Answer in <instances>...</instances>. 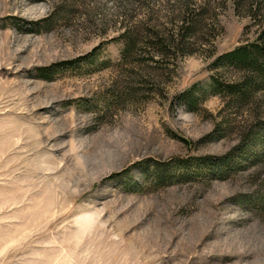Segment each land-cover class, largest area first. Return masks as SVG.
Wrapping results in <instances>:
<instances>
[{
    "label": "rangeland",
    "instance_id": "rangeland-1",
    "mask_svg": "<svg viewBox=\"0 0 264 264\" xmlns=\"http://www.w3.org/2000/svg\"><path fill=\"white\" fill-rule=\"evenodd\" d=\"M263 26L264 0H0V264H264V156L233 150L264 94L207 95L195 112L178 100L237 80L211 64ZM155 36L178 49L158 55ZM230 152L220 179L175 175ZM154 164L173 177L154 183Z\"/></svg>",
    "mask_w": 264,
    "mask_h": 264
},
{
    "label": "trees",
    "instance_id": "trees-1",
    "mask_svg": "<svg viewBox=\"0 0 264 264\" xmlns=\"http://www.w3.org/2000/svg\"><path fill=\"white\" fill-rule=\"evenodd\" d=\"M192 25L193 21L188 18L182 19L181 24L178 27V34H180V36H182L184 32H186V34H190L193 32V30H191ZM122 38L124 47L121 51V57L122 59H125L129 56L131 49L135 47V43L125 34L122 35ZM174 43L175 39L172 36L167 41L155 36V39L148 45L150 47L152 46L158 55L169 56V47L176 50L178 49L177 45ZM96 58H98V54H96V50H94L85 57L60 62L46 68H40L37 70L38 75L42 80H49L50 78L48 77H50V75H53L62 69L72 67L82 62L93 63ZM211 67L213 69L231 68L239 72L240 76L237 80L230 82L220 81L216 76H211L207 86L204 89L202 88L203 90L197 89L195 86H191L187 90L183 91L179 95L178 100L186 107L187 110L195 112L198 109L203 97L207 95L220 96L223 99H226L228 103L240 106L244 104H253L254 101H256L258 94H264V26L260 28L255 41L240 44L232 50L217 56L212 62ZM222 124L223 122L217 124L212 132L204 137V140L212 138L216 133L219 134L223 130L221 127ZM241 141L242 143L233 150L243 151L249 144H255L261 147L259 148L260 152L254 153L251 159L254 161L258 157L264 156V118L259 115L253 117V123L251 122L248 130L244 132L243 139ZM230 154L231 152L217 158L215 162H212L209 157H197L189 158L188 160H180L174 165L176 167L175 175L182 178V176L186 177L190 175H198L199 171L207 170V173H211L213 175L212 179H220L221 177L219 175L221 173L234 167L233 158H229ZM164 168L158 164H154L153 169L155 174L152 180L154 183L173 177V174H171L172 171L167 174L168 172H165ZM259 200H261V203L264 204V196Z\"/></svg>",
    "mask_w": 264,
    "mask_h": 264
}]
</instances>
